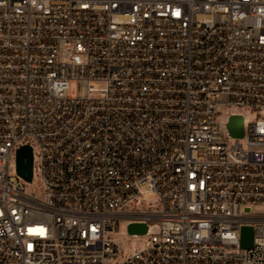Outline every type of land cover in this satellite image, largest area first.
<instances>
[{"label":"built area","instance_id":"1","mask_svg":"<svg viewBox=\"0 0 264 264\" xmlns=\"http://www.w3.org/2000/svg\"><path fill=\"white\" fill-rule=\"evenodd\" d=\"M0 264H264V0H0Z\"/></svg>","mask_w":264,"mask_h":264},{"label":"rangeland","instance_id":"2","mask_svg":"<svg viewBox=\"0 0 264 264\" xmlns=\"http://www.w3.org/2000/svg\"><path fill=\"white\" fill-rule=\"evenodd\" d=\"M86 84L83 81H72L69 83L66 95L73 98H82L85 96ZM246 123H251V117L245 116ZM36 154V150H34ZM40 185L38 183L37 175H34L30 183L25 184V191L29 195H34L37 197H42L40 192ZM155 199L150 196H143L138 200L135 211L141 212H152L158 209L155 206ZM256 210H259L256 208ZM118 242V261L126 258L134 251L141 249L144 246L146 237L143 236H129L126 232V222L120 221L118 224L117 232L113 236Z\"/></svg>","mask_w":264,"mask_h":264},{"label":"water","instance_id":"3","mask_svg":"<svg viewBox=\"0 0 264 264\" xmlns=\"http://www.w3.org/2000/svg\"><path fill=\"white\" fill-rule=\"evenodd\" d=\"M227 130L231 137L240 138L241 118L239 116L230 117ZM17 174L25 181L29 182L31 178V162L32 154L29 147H22L16 152ZM128 235L141 236L146 233V227L143 224L130 223L126 226ZM253 232L250 227H242L240 229V247L242 249H249L252 245Z\"/></svg>","mask_w":264,"mask_h":264}]
</instances>
